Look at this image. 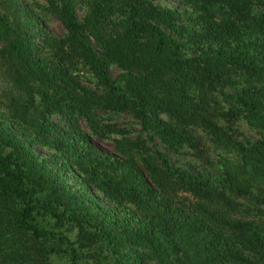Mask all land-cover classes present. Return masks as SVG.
<instances>
[{"label":"trees","instance_id":"1","mask_svg":"<svg viewBox=\"0 0 264 264\" xmlns=\"http://www.w3.org/2000/svg\"><path fill=\"white\" fill-rule=\"evenodd\" d=\"M173 2L0 0V264H264V0Z\"/></svg>","mask_w":264,"mask_h":264},{"label":"rangeland","instance_id":"2","mask_svg":"<svg viewBox=\"0 0 264 264\" xmlns=\"http://www.w3.org/2000/svg\"><path fill=\"white\" fill-rule=\"evenodd\" d=\"M159 1L162 3L175 4L173 0H159ZM47 28L54 34H61V32L63 31V27L61 23L58 20L53 19V18H51L47 22ZM115 122H117V126H122L128 130H134V129H137L138 127L137 123L133 120V118L126 114H121L118 118L115 119ZM92 141L100 149L106 152L112 151V143L108 139L94 137ZM33 147L37 154L41 156L46 154L44 150L39 149L36 145H34Z\"/></svg>","mask_w":264,"mask_h":264}]
</instances>
